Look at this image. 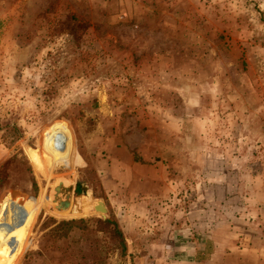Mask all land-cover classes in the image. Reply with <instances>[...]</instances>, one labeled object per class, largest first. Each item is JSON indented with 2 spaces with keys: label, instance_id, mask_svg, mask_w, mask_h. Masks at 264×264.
<instances>
[{
  "label": "rangeland",
  "instance_id": "obj_1",
  "mask_svg": "<svg viewBox=\"0 0 264 264\" xmlns=\"http://www.w3.org/2000/svg\"><path fill=\"white\" fill-rule=\"evenodd\" d=\"M0 169V264H264V0H0Z\"/></svg>",
  "mask_w": 264,
  "mask_h": 264
},
{
  "label": "trees",
  "instance_id": "obj_2",
  "mask_svg": "<svg viewBox=\"0 0 264 264\" xmlns=\"http://www.w3.org/2000/svg\"><path fill=\"white\" fill-rule=\"evenodd\" d=\"M15 139H17V137ZM29 157H30V160L33 163L34 167L36 168V170L41 175H43L47 179L51 177L54 168L57 166L56 163L52 160V158H50L48 155H45V153L40 152L39 150L30 151ZM11 164H19L21 166V169L19 171V174L21 175V177H23V176H25V174H27V171L24 170V167L26 168L25 162L18 161L16 158L10 159L3 166V169H6V167L11 165ZM3 175H4V171H2V169H0V180H1ZM31 183H32L33 188L36 189L37 186H36L33 178H31ZM59 183H62L64 187L68 186L66 181H64L63 179L57 178L55 180V182L52 184V188L57 186ZM64 194H65L64 191H62V194H61L62 198L59 197V199H61V201H63V199H64ZM59 199H56V198L52 199L53 202H56L55 205L53 204L52 210L55 211V215L57 218H67L70 216L81 215V213L79 214L80 210L77 207L73 206V204H72V191H71V197L67 203L68 210H67L66 214L64 213V215H59V214L57 215V213H56L58 211L57 205L60 202ZM35 204L38 208H44V209L50 208V206L52 205V203L50 201H47L43 196L38 198L35 201ZM90 207L92 209H95V210L97 209L99 212H101L100 208L96 207L94 201H92L89 198L85 201V204L83 206L84 209L82 208L83 213H84V211H86ZM95 223L97 226V230L100 232L107 233L108 239L112 243H114L113 247L116 250L119 249L121 251V255H124L126 253V244H125L123 234H122L117 222L115 220H112V219H106V220L96 219ZM84 224H85V221H83V220L61 221L58 223L55 231L60 237H65L66 234L69 233L70 231H72V229L74 227L82 228L81 226Z\"/></svg>",
  "mask_w": 264,
  "mask_h": 264
},
{
  "label": "water",
  "instance_id": "obj_3",
  "mask_svg": "<svg viewBox=\"0 0 264 264\" xmlns=\"http://www.w3.org/2000/svg\"><path fill=\"white\" fill-rule=\"evenodd\" d=\"M60 189V191L62 190L61 185L50 189L49 193H48V197L50 200L53 199V197H55L58 194V190ZM64 189V199L63 201H61V199H59L60 203H62L63 206H66L70 197H71V190L73 189L72 185L68 186L67 188H63ZM97 210V209H96ZM98 211V210H97ZM104 213H106V208H104Z\"/></svg>",
  "mask_w": 264,
  "mask_h": 264
},
{
  "label": "bare ground",
  "instance_id": "obj_4",
  "mask_svg": "<svg viewBox=\"0 0 264 264\" xmlns=\"http://www.w3.org/2000/svg\"><path fill=\"white\" fill-rule=\"evenodd\" d=\"M57 209H59V215H64V213L66 214L67 213V210H68V206H63L62 203H58L57 205Z\"/></svg>",
  "mask_w": 264,
  "mask_h": 264
}]
</instances>
